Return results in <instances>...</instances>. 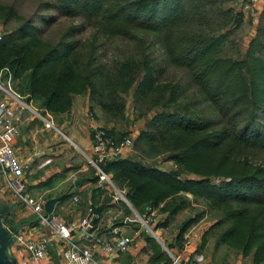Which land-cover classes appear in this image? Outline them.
Returning a JSON list of instances; mask_svg holds the SVG:
<instances>
[{"label": "trees", "instance_id": "obj_1", "mask_svg": "<svg viewBox=\"0 0 264 264\" xmlns=\"http://www.w3.org/2000/svg\"><path fill=\"white\" fill-rule=\"evenodd\" d=\"M45 4L91 26L95 33L91 46L83 51L76 39H68L70 32L53 43L45 40L29 17L0 40V69L9 68L14 79L23 77L21 91L53 114L69 111L78 94H87L88 102L99 107L108 122L130 124L128 103L136 119L152 113L133 139L135 157L104 165L114 184L126 189L138 211L147 203L155 207L163 202L160 209L173 216L189 203L181 193L202 199L206 210L200 215L205 211L214 215L203 239L213 237L215 248L226 245L242 257L252 253L254 262H263L264 59L256 55L264 49L260 36L251 39L242 57H234L238 50L229 38L230 27L239 26L241 14L222 8L221 0ZM12 19L20 20L15 8L0 5V22ZM96 36L126 39L134 51L108 65L95 52ZM149 38L162 49L164 61L185 71L187 87H193L195 96L215 112L213 117L196 109L195 98L179 81L162 79L165 66L152 56L145 43ZM105 124L115 138L127 133ZM156 156L175 168L144 163ZM215 177L222 179L212 182ZM193 221L180 225L177 240Z\"/></svg>", "mask_w": 264, "mask_h": 264}, {"label": "crops", "instance_id": "obj_2", "mask_svg": "<svg viewBox=\"0 0 264 264\" xmlns=\"http://www.w3.org/2000/svg\"><path fill=\"white\" fill-rule=\"evenodd\" d=\"M248 3L249 0H237L236 12L243 20L247 15L251 16V22L264 16V0L254 3L253 12L248 10ZM249 31L248 35L253 37L255 31ZM18 94L21 98L15 100L0 90V101H11L14 109L12 122L18 133L12 145L18 164L24 166L25 192L38 200L44 213L45 201L60 196L51 213L72 226H78L89 206L100 212L101 221L88 228L90 238L83 239L77 232L73 233V241L90 248L98 264H172L176 257L178 264H212L209 256L200 253L197 238L176 239L178 231L174 226L179 215L170 218L155 209L153 221L145 225L141 220L145 208L138 211L129 201L128 205L113 200L111 186L100 182L87 163V157L92 156L95 124L88 114L85 98L73 101L69 111L53 114L27 93ZM47 117L54 127L46 126ZM9 177L10 173L0 167V252L3 253L0 264H65L62 242L50 229L40 225L28 205L14 197L7 183ZM119 210L121 213L117 214ZM121 236L133 237L124 252L107 254L97 243V240L114 242ZM20 237L26 241L47 237L48 255L34 259L26 241Z\"/></svg>", "mask_w": 264, "mask_h": 264}, {"label": "rangeland", "instance_id": "obj_3", "mask_svg": "<svg viewBox=\"0 0 264 264\" xmlns=\"http://www.w3.org/2000/svg\"><path fill=\"white\" fill-rule=\"evenodd\" d=\"M46 1L49 0H0V5L13 6L20 18V20L12 19L11 22L7 24L0 22V32L2 34V37L7 30L10 31L16 28L21 23V21L32 17V19L37 23V26L40 32L42 33V37L45 40H48L53 43L60 39L63 35L67 34V32H70L72 33V35L68 34V39H76L81 49L83 51L87 50L91 46L92 36L95 34L94 29L91 26L86 25L80 18L66 17L59 14L54 8L46 7ZM221 2L222 8L231 9L235 13L237 0H221ZM42 18L48 20V23H43L41 21ZM82 22L85 26L81 27L80 25L82 24ZM78 26L80 27V30H78ZM230 28L231 34L229 38H231L232 41L235 43L234 50H238L236 51V53H233V56H236V58L242 57V54L248 47L249 42L256 35L260 36L261 42L264 43V16L258 18V20L254 22H251L250 15H247L245 20H243L241 16L239 26H232ZM76 29L78 31H76ZM249 30L255 31V35L253 33V37H250L248 35V32H250ZM95 38V52L101 58V61L105 62L108 65L111 64L114 58H120L121 56L126 54L127 51H134L133 43L127 41L126 39L104 38L102 36H96ZM145 41V43L148 44L147 46L149 47L152 56H154L158 62L162 63L163 66H165L162 79H164L165 81H179L186 87L187 94L190 95L191 98H195L197 102V105H195L196 109L200 113L208 114L209 116L213 117L215 112H213L211 108L205 104V101L203 102L198 96H195L196 93L194 92L195 90L193 87H187V76L185 71L180 67L173 66L170 63L164 61L165 56L163 54V51L154 39L149 38L145 39ZM256 55L264 59V49L259 53L257 52ZM8 73H10L11 75V82L13 83L11 85H14L12 89H14L16 93H20V84H22L24 81L23 77H17L16 79H14L9 68L3 67L0 69L1 78H5ZM79 98L81 101L83 98L88 101L87 94L75 95L73 101H78ZM87 106L88 114L93 119L95 126L104 127L106 125L105 123H107L108 126L115 125L120 132H127L121 134L119 138L131 137L132 146L130 150L125 153L121 158L133 159L136 155V152L133 149V139L136 134L142 128H144V124L147 117H149L152 113L149 114L147 117L136 119L131 103H128L126 117L131 121L130 124H127L124 121L108 122L106 121V115L100 110L99 107L89 102ZM260 120L261 123L264 124V117H261ZM144 163L162 168L163 170L175 168L172 162L163 161L159 156L148 158L144 161ZM221 179L222 178L215 177L213 178L212 182L217 183ZM180 195L187 198L189 203L180 211H178L175 215L169 216L170 218H174L179 215L175 219L174 230L179 231L180 225L183 222L187 221L188 219H193L194 221L187 227V229L183 233V238L190 236L197 238L200 253L203 254V256H209L212 259V264H264V261L259 263L254 262L252 253H250V255L242 257L238 253V251L233 248L227 247L226 245H218L215 248L216 250L213 249V237H209L206 240L203 239L205 232L214 223L213 213L210 211H205L203 215H200V212L202 210H206V205L203 200L200 198H194L188 192H185L183 194L181 193ZM148 205L151 206L154 211H156L155 209H157V211L167 214L166 211L160 209L163 205V202H161L160 204H158V206L155 207H153L150 203H147L145 206Z\"/></svg>", "mask_w": 264, "mask_h": 264}, {"label": "built area", "instance_id": "obj_4", "mask_svg": "<svg viewBox=\"0 0 264 264\" xmlns=\"http://www.w3.org/2000/svg\"><path fill=\"white\" fill-rule=\"evenodd\" d=\"M257 0H249L247 8L253 12V5ZM2 34L0 32V39ZM0 90L7 92L13 99L19 100L21 97L11 87V75L8 73L5 78L0 77ZM15 118L11 101H0V167L10 173L7 180L14 197L20 202L28 205L38 218L41 226L48 228L56 238L63 244V259L65 264H98L93 256V252L88 247H83L73 241V233L77 232L80 238L87 239L92 235L88 234V228L95 222H100L102 215L92 206H89L86 214L82 217L78 226H72L63 222L56 214H46L42 211L37 199H33L25 192V182L23 179L24 166L18 164L14 150L13 141L18 133L17 127L12 120ZM47 127H54L50 117L45 118ZM132 146L131 137L115 138L100 126H94L92 133V156L87 157V163L92 167L100 182L110 185L112 197L115 202H123L129 205L125 189L116 187L109 174L104 170V165L108 162L121 158ZM74 200H77L74 198ZM121 210L117 211L120 214ZM154 219V209L151 206L145 207L141 220L145 225ZM21 241L23 237L19 238ZM48 238L42 237L37 241H26V246L34 259H40L48 255ZM133 241L132 236H121L114 242L97 240L103 252L110 254L113 252H124ZM172 264H178V257L174 258ZM193 264V263H191Z\"/></svg>", "mask_w": 264, "mask_h": 264}, {"label": "water", "instance_id": "obj_5", "mask_svg": "<svg viewBox=\"0 0 264 264\" xmlns=\"http://www.w3.org/2000/svg\"><path fill=\"white\" fill-rule=\"evenodd\" d=\"M78 181L80 182L81 180H78ZM59 199H60V196L47 199L44 203V206H43L45 213H47V214L51 213L53 210V206H54L55 202L58 201ZM2 258H3V253L0 252V262H1Z\"/></svg>", "mask_w": 264, "mask_h": 264}]
</instances>
